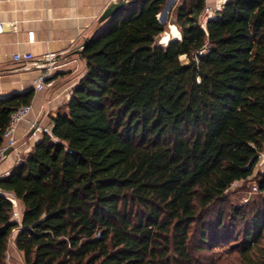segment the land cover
<instances>
[{
  "label": "trees",
  "instance_id": "1",
  "mask_svg": "<svg viewBox=\"0 0 264 264\" xmlns=\"http://www.w3.org/2000/svg\"><path fill=\"white\" fill-rule=\"evenodd\" d=\"M205 2L181 0L165 45L166 0H127L91 36L52 135L0 177V264L11 237L24 264H264V165L253 200L225 197L264 150V0L201 26ZM32 97H0V147Z\"/></svg>",
  "mask_w": 264,
  "mask_h": 264
},
{
  "label": "crops",
  "instance_id": "2",
  "mask_svg": "<svg viewBox=\"0 0 264 264\" xmlns=\"http://www.w3.org/2000/svg\"><path fill=\"white\" fill-rule=\"evenodd\" d=\"M115 1L0 0V97L33 90L31 111L12 133L14 148L0 158V177L29 153L42 136L41 128L52 125L50 114L70 98L86 70L84 60L74 51L102 26L100 14ZM217 1L206 0L212 6ZM24 52L33 59L13 58ZM37 62L54 66L46 77L49 84L39 89H35V80L47 65L37 67Z\"/></svg>",
  "mask_w": 264,
  "mask_h": 264
},
{
  "label": "built area",
  "instance_id": "3",
  "mask_svg": "<svg viewBox=\"0 0 264 264\" xmlns=\"http://www.w3.org/2000/svg\"><path fill=\"white\" fill-rule=\"evenodd\" d=\"M226 0H218L217 3L215 4L214 7H209V6H205L203 11L201 12V18H202V21L200 22V25L201 26H204L205 24V21L207 18L209 17H212L214 16V14L216 13V11L220 10L222 5L225 3ZM2 27V24L0 22V28ZM204 49H201L199 51H197V55H200L201 53H203ZM47 58H49L50 56H46ZM13 58L17 61H30L33 59V56L31 53L29 52H24V53H15L13 54ZM44 65L46 66L45 67V72H43L36 80H35V89H39L41 88L44 84H49V83H46V77H48L49 75V71L51 68H53L54 66H50L48 65V63H35V66L37 67H44ZM51 67V68H49ZM31 111V104L28 103V104H25V105H21L19 106L17 109H15L11 115H10V119H9V123L3 133L4 137H5V144L0 147V158L1 156H3V151L8 147V146H11L12 148H14V145H15V142L16 140L13 138L12 136V133L16 127V125L22 120L24 119L28 114L29 112ZM51 128H52V125L51 126H48V127H42L41 128V131L48 134V135H52V132H51ZM262 156H264V153H259L258 154V160L257 162L259 161L260 158H262ZM21 160V158L18 159V161ZM8 171L4 173V176L8 175ZM238 181H243V180H236L234 181L233 183H236ZM251 189L253 192H257V185L256 183L253 181L251 183ZM12 200V203H13V206L15 205L16 201L14 199H11ZM20 220V219H19ZM17 220V221H19ZM99 235V232L96 233V236Z\"/></svg>",
  "mask_w": 264,
  "mask_h": 264
},
{
  "label": "rangeland",
  "instance_id": "4",
  "mask_svg": "<svg viewBox=\"0 0 264 264\" xmlns=\"http://www.w3.org/2000/svg\"><path fill=\"white\" fill-rule=\"evenodd\" d=\"M180 2H181V0H172L170 5L167 7L166 12H165V19L162 22V23H166V30L165 31L168 30V25L170 23H173V16H174L176 7L178 6V4ZM165 5H166V3L164 4L163 8L165 7ZM205 6H209L212 8L215 6V4H214V6H212V5H208L207 2H205ZM161 11L157 15L158 17L161 14ZM160 20H161V18H160ZM201 21H202V18L200 17L199 22H201ZM158 42H159V38L157 39V44L162 45V44H159ZM181 60L186 61L187 59L185 58V56H181ZM261 153H264V150ZM263 165H264V156H262V158H260L259 161L256 163V165L254 167V172L250 177H248L246 180L238 181L236 183H232L229 186V188L227 189V191L225 193L226 200L229 201V203H231V204H247L249 201L253 200L256 197L255 192H253L251 189V183L254 181L255 173L259 169H261ZM21 213H22V211H21L20 205L16 201L14 208H13L12 215H11L12 219L13 220H19ZM12 243H13V238L11 237L10 242H9V246H8V250L6 253V264H24L20 252H18L13 247ZM218 250H219L218 252H220V249H218ZM222 258H223V256H221V259Z\"/></svg>",
  "mask_w": 264,
  "mask_h": 264
},
{
  "label": "water",
  "instance_id": "5",
  "mask_svg": "<svg viewBox=\"0 0 264 264\" xmlns=\"http://www.w3.org/2000/svg\"><path fill=\"white\" fill-rule=\"evenodd\" d=\"M130 1H136V0H130ZM168 1H166V5L165 7L162 9L161 13H163L167 7H168ZM127 2V0H116L115 2H113L110 6H108L99 16L98 18V21L99 22H102L104 21L106 18L112 16L116 11L117 9H119L120 7H122L123 5H125ZM172 2V0H171ZM158 17V16H157ZM159 21L163 22L164 19H165V14L164 16H162L161 20L160 18L158 17ZM91 39V36L85 38L83 40V42L75 49V53L77 54H80L83 50V48L85 47V45L87 44V42ZM159 43V42H158ZM160 44V43H159ZM12 149L11 146H8L4 151H3V156H5L10 150Z\"/></svg>",
  "mask_w": 264,
  "mask_h": 264
},
{
  "label": "bare ground",
  "instance_id": "6",
  "mask_svg": "<svg viewBox=\"0 0 264 264\" xmlns=\"http://www.w3.org/2000/svg\"><path fill=\"white\" fill-rule=\"evenodd\" d=\"M171 0L168 1V6L170 5ZM166 10L159 15V18H162L164 16ZM180 33L178 28L175 26V24L170 23L168 25V30L161 33L159 38V43L162 45H165L169 39H179Z\"/></svg>",
  "mask_w": 264,
  "mask_h": 264
}]
</instances>
